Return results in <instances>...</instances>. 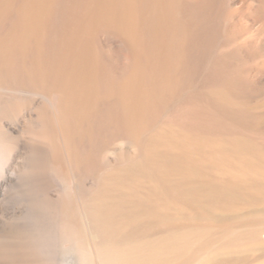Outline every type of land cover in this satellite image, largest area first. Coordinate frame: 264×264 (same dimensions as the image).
Segmentation results:
<instances>
[{
    "label": "bare ground",
    "instance_id": "1",
    "mask_svg": "<svg viewBox=\"0 0 264 264\" xmlns=\"http://www.w3.org/2000/svg\"><path fill=\"white\" fill-rule=\"evenodd\" d=\"M239 2L0 0V130L24 117L21 94L43 98L25 173L65 183L56 231L85 263L197 264L260 241L253 217H212L264 201ZM12 149L0 135V160ZM44 247L1 256L54 264Z\"/></svg>",
    "mask_w": 264,
    "mask_h": 264
},
{
    "label": "rangeland",
    "instance_id": "2",
    "mask_svg": "<svg viewBox=\"0 0 264 264\" xmlns=\"http://www.w3.org/2000/svg\"><path fill=\"white\" fill-rule=\"evenodd\" d=\"M247 1L245 6L240 2L234 6L238 13L235 16L236 24L242 25L240 26L241 41L247 42V50H249L247 66L256 68V72L248 78L247 99L251 105L264 110V14L259 13V0ZM21 96L28 98L24 117L19 122L18 120L8 121V129L0 130L1 140L13 147L9 156L0 160V264L24 263L20 261L21 258L19 259L18 255L15 256L16 258L3 257L1 252L10 248L28 252L29 248H33V243L37 242L45 246L44 252L52 258L54 264H87L72 245L56 231L57 223H55L53 210L58 203L56 200L60 199L67 189L65 183L51 175L33 180L25 173V162L31 147L30 139L25 131L26 126H28L30 115L34 117L37 109L45 105V101L40 96H27V94H21ZM119 149L117 147L116 150ZM115 153H112L111 157ZM243 204L235 205L227 211H214L213 220L232 223L237 228L250 229L251 227L241 225L243 224L241 221L244 217H253L252 226L260 230V241L222 248L201 258L197 264H264V201ZM254 216H256L257 224H255ZM177 219H175L176 222L183 223V219L179 221ZM36 262V259H31L29 263H39V261Z\"/></svg>",
    "mask_w": 264,
    "mask_h": 264
}]
</instances>
